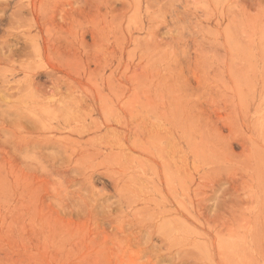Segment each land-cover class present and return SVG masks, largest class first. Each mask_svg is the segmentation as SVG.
<instances>
[{
    "label": "rangeland",
    "instance_id": "obj_1",
    "mask_svg": "<svg viewBox=\"0 0 264 264\" xmlns=\"http://www.w3.org/2000/svg\"><path fill=\"white\" fill-rule=\"evenodd\" d=\"M0 264H264V0H0Z\"/></svg>",
    "mask_w": 264,
    "mask_h": 264
}]
</instances>
